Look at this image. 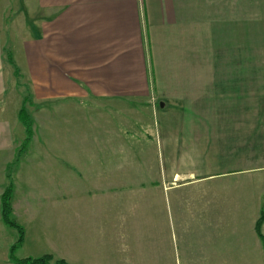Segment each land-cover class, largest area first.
I'll return each mask as SVG.
<instances>
[{"label": "crops", "instance_id": "1", "mask_svg": "<svg viewBox=\"0 0 264 264\" xmlns=\"http://www.w3.org/2000/svg\"><path fill=\"white\" fill-rule=\"evenodd\" d=\"M26 3L32 22L27 21L21 30L25 37L19 39V31L12 38L11 32L7 36L4 31L10 2L0 0V264H13L9 250L17 239L1 238L9 232L1 214V195L9 179L13 183L11 216L24 230L17 258L48 254L57 246L59 254H53L71 264H148L140 241L129 238H144L141 227L145 224L155 225V238H169L163 231V208L171 222L170 238L187 241L232 234L242 238L243 253L250 252L251 244L243 238L257 241L254 219L246 228L230 233L227 214L247 210L253 195L255 208L260 209L264 174H254L258 181L251 184L249 194L244 193L241 180L234 189L228 187L233 186L229 178L244 175L237 162L262 153L256 148L262 144L264 129L244 135L242 116L244 107L257 104L263 93L264 0ZM9 65L15 77L19 76L15 67L25 75L32 97L48 102L50 108L69 109L70 116H79V120L86 109L94 116L107 110L104 114L120 113L123 123H92L96 133L90 140L82 139L86 151L82 155L29 156V145L25 154L16 157L22 141L17 127L22 124L19 106L13 115L5 109L6 98L18 99L11 90L16 81ZM154 106L161 114H170V121L155 127L160 134H155L153 153L160 169L154 172V186H147V175L141 173L146 171L145 158L136 150L141 131L147 129L140 121L142 115L153 112ZM251 133L255 139H250ZM244 136L250 141L245 146ZM45 142L42 153L50 151L49 140ZM122 145L131 146V151ZM238 146L254 153L238 157ZM164 159L171 164L166 171L162 169ZM14 160L13 172L7 173ZM24 162L28 180L26 190H21L17 174ZM207 163L214 169L230 165L214 171ZM34 178L46 180L45 185L33 186ZM223 178L229 182L223 184ZM85 179L90 185L81 190L78 185ZM78 195L92 196V209L84 204L81 211L77 203L68 204V197ZM51 210L57 213L60 230L62 224H69L64 235L70 232L69 218L75 212L87 219L88 234L57 242L43 238ZM71 242L75 246L68 245ZM195 250L194 244L181 252L157 250L149 264H252L242 256L204 259Z\"/></svg>", "mask_w": 264, "mask_h": 264}, {"label": "rangeland", "instance_id": "2", "mask_svg": "<svg viewBox=\"0 0 264 264\" xmlns=\"http://www.w3.org/2000/svg\"><path fill=\"white\" fill-rule=\"evenodd\" d=\"M9 8L6 15H4V21H3V27L4 31L10 37L14 36L15 31H19L20 34L19 39L22 37L24 38L25 35L21 34L23 29H25V25L27 24V21L32 22V18L27 17V3L26 0H9ZM22 30V31H21ZM18 39V37H17ZM9 40L6 44V48H8ZM10 66V65H9ZM15 67V66H14ZM10 72L11 75L14 77V80L16 83H12L11 90H14L17 92V100L14 97H9L4 100L5 102V109L8 115L14 114L15 107L19 106L18 110V118L20 120L21 128L17 127V134L22 141L20 142V145L18 147L16 157H20L21 155L25 154V152L28 150L30 145V150L27 155L29 156H35L38 153H41L42 155H53V154H75V155H82L86 151H84L83 145H82V139L90 140L91 136L96 133L94 132V129L92 130V126L97 124H108V123H115V122H121L123 123V120H121L120 113H109L104 114V112H107L105 110L103 114L95 115L92 112H89L87 109L83 112H81V120H79V116H73L69 114V109H67L66 112L59 111V109H55L54 107L50 108V105H48V102H44L42 99H35L32 97V87L30 83H28L26 77L24 74H21L17 71V74L19 76L15 77L13 74V66H10ZM13 87V88H12ZM261 91L263 93H260V98L258 99L257 104L253 103V105H249L248 108L243 109V120H242V129L244 135L246 132L253 131L257 132V129L259 128L261 130L264 129V83L261 84ZM18 101H20L19 104ZM152 105H154L155 99L151 100ZM255 102V101H254ZM151 105V106H152ZM149 106V107H151ZM45 108V109H44ZM49 108V110L47 109ZM153 112H148L147 114L142 115L141 123H144L146 125L147 129H144L141 131L140 135V142L138 143L139 146L137 147V150L141 155L145 158V172L141 171L142 174L147 175V186H154V172L158 169H160V160L157 158V155L153 153V150L156 152V147L154 146L156 135L160 134V131L156 130L158 127L157 125L161 122H169L170 121V114L169 115H163L160 113L159 110L155 109V106L153 107ZM249 112V113H248ZM78 117V119H77ZM81 122L82 128H79V124ZM76 123V124H75ZM94 123V125H91ZM77 125V127H75ZM74 126V127H73ZM155 127H157L155 129ZM26 128L29 130V140L26 142ZM123 135L129 134L128 131L124 132L122 131ZM137 133V132H134ZM138 134V133H137ZM139 135V134H138ZM255 135V133H254ZM252 133L249 135L250 139H255ZM245 138L244 136V146L245 144L249 143L248 138ZM239 138V137H238ZM45 139H48L50 142L49 152L48 153H42L43 149L47 146V142H45ZM240 139V138H239ZM261 140L262 144H260L257 151H262L260 155L255 156L254 158H249L247 161L237 162L239 165V168L241 169V173H244L242 176H233L229 178L230 182L233 186H229L228 189H234V186L237 181L241 180L243 183L242 189L244 190V193L249 194L251 190V184H255L256 177L254 174L258 172V174H264V133L261 132ZM247 141V142H246ZM241 143V141H239ZM261 143V141H260ZM87 144H90L88 142ZM263 145V146H262ZM123 149L131 151V146H125L122 145ZM127 147V148H126ZM90 149V148H87ZM236 154L238 157L240 155L244 158H248L250 155L254 153V151H250L248 148H242V146H238L236 148ZM243 154V155H242ZM254 156V155H253ZM243 158V159H244ZM242 159V160H243ZM26 160V159H25ZM15 160L10 163L7 167V173H12L15 166ZM27 163L24 162V167L20 169V171L17 174V185L19 189L26 190L27 187V180L28 176L26 174V166ZM143 164V165H144ZM228 167L230 163L228 164H221L218 169L212 168V163H207V168H212L214 171H221L222 167L225 166ZM162 169L163 170H169V167H171V164H169L166 159L163 160L162 163ZM247 173V174H245ZM221 177V176H219ZM241 177V178H240ZM36 180L39 181L36 183ZM228 181V178H223L222 183ZM262 181V180H260ZM264 181V180H263ZM46 180L43 179L39 180V178H34L35 186L37 185H45ZM229 182V181H228ZM222 183H219V186L222 185ZM170 185V183H168ZM166 184V185H168ZM8 185V184H7ZM90 185V181L85 179L83 183H79L78 187L83 190L82 188H85L86 186ZM264 187V182L261 183L260 187ZM7 187V186H6ZM254 187V185H253ZM78 188V189H79ZM5 190V189H4ZM4 192V191H3ZM256 192V191H254ZM81 193V191H79ZM256 194V193H255ZM249 199L251 198L250 195L247 196ZM92 196H84V195H78L74 198L68 197L67 202L69 203H77L81 211L83 209V205L88 204L89 209H92V203L91 201ZM256 198L255 195L252 197V204L248 205L247 210H231L227 214V222L228 227L231 228L232 231L228 232H238V228L244 227L246 228L247 225L250 223L252 224L253 219L254 222L252 224L253 229L255 231V234L257 235V242L256 238H243L245 242H248L249 245L251 244V250L250 252L247 251L243 253L241 250L240 239L242 238H235L232 234H227V238H188L187 241L183 240L182 238H170L171 235V226L168 219V216L165 210L163 208V212L166 216V220L163 224V231L165 234H168L169 238H155L154 232H155V225L154 224H145L142 225L141 231L143 230L145 232L144 238H129L132 241H140L141 244V251L144 252L147 255L148 264L152 263L151 259H153V256L157 250L161 251H167V252H174V249H178L179 252L181 250L183 251V248L196 245L197 250L196 253L198 255H201L204 259L212 258L213 256L219 255L220 257L226 256V258L229 260L230 258L239 259L240 256H242L244 259L247 260V263L251 262L252 264H264V204L260 206V209L256 210V204L254 202V199ZM89 199V200H88ZM149 202H147L148 205ZM154 205V203H151ZM53 205V204H52ZM154 206L152 207V209ZM88 210V209H87ZM79 213H82V212ZM85 211V210H84ZM90 212V210H88ZM258 211V212H257ZM72 213V211L70 212ZM69 214V213H67ZM57 213L53 210L50 211V218L49 222L46 221L47 230L45 229V234L43 238H53V241L57 242L59 238H83L88 234V231L90 228L87 226L88 221L87 219L84 220V215L79 216V214L73 213L72 218H69L71 221L70 224V232H67L64 235V231L66 229V226L69 224H62L61 230H60V224L58 219L55 218ZM90 217V213L87 214ZM86 216V215H85ZM12 218V216H11ZM14 220V219H13ZM24 221L25 218H24ZM260 222V223H258ZM17 223V222H16ZM18 224V223H17ZM48 224V225H47ZM241 225V226H240ZM258 225V227H257ZM7 230H9L8 233H4L3 237L6 239H12L18 237V232L15 228L7 225ZM68 228V227H67ZM29 231H31V234H34L33 226H30ZM235 234V233H234ZM35 236V234L33 235ZM32 236V237H33ZM233 236V237H232ZM17 240V239H16ZM69 239L68 241H70ZM16 242V241H15ZM14 242V243H15ZM13 243V244H14ZM52 242H50L51 244ZM139 243V242H137ZM12 244V245H13ZM11 245V246H12ZM68 245L75 246L74 242L69 243ZM256 245V247H255ZM259 245V247H257ZM7 248V247H6ZM56 254H59V248L56 246L55 248ZM17 249L15 250V253ZM53 251H48V254H52L51 256L54 259H60L59 256H55ZM14 253V255H15ZM46 254V253H44ZM43 254V255H44ZM49 254V255H50ZM27 255V254H26ZM37 255L36 257L43 256ZM235 261H233L234 263ZM230 264V262H229Z\"/></svg>", "mask_w": 264, "mask_h": 264}, {"label": "trees", "instance_id": "3", "mask_svg": "<svg viewBox=\"0 0 264 264\" xmlns=\"http://www.w3.org/2000/svg\"><path fill=\"white\" fill-rule=\"evenodd\" d=\"M14 70L17 73L16 67ZM26 139L25 141L27 142L29 140V130L26 128ZM9 177V175H8ZM12 193H13V183L12 180L9 179L8 185L5 188L4 192L1 195V214H2V219L3 222L6 225H9L13 228H15L18 232V237L16 242L10 247L9 250V258L12 261L13 264H71L66 262L63 259H54L51 255L45 254L40 257H25V258H17L14 253L15 250L18 249L23 241L24 237V230L22 226L17 224L12 218H11V198H12ZM260 223V222H258ZM258 227V225H257Z\"/></svg>", "mask_w": 264, "mask_h": 264}]
</instances>
